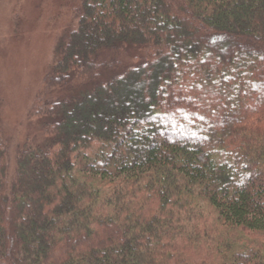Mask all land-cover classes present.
<instances>
[{"label":"trees","instance_id":"obj_1","mask_svg":"<svg viewBox=\"0 0 264 264\" xmlns=\"http://www.w3.org/2000/svg\"><path fill=\"white\" fill-rule=\"evenodd\" d=\"M73 2L0 264H264V0Z\"/></svg>","mask_w":264,"mask_h":264},{"label":"rangeland","instance_id":"obj_2","mask_svg":"<svg viewBox=\"0 0 264 264\" xmlns=\"http://www.w3.org/2000/svg\"><path fill=\"white\" fill-rule=\"evenodd\" d=\"M73 1L0 0V119L11 168L19 148L45 138L30 109L74 25Z\"/></svg>","mask_w":264,"mask_h":264}]
</instances>
